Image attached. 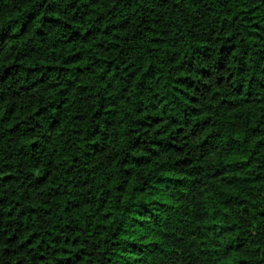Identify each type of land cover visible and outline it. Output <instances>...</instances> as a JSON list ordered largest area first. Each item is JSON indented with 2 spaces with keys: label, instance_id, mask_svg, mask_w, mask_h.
Returning <instances> with one entry per match:
<instances>
[{
  "label": "clouds",
  "instance_id": "obj_1",
  "mask_svg": "<svg viewBox=\"0 0 264 264\" xmlns=\"http://www.w3.org/2000/svg\"><path fill=\"white\" fill-rule=\"evenodd\" d=\"M0 264H264V0H0Z\"/></svg>",
  "mask_w": 264,
  "mask_h": 264
}]
</instances>
